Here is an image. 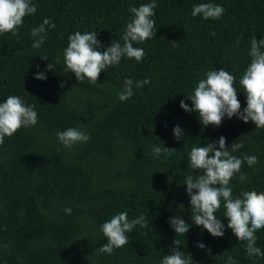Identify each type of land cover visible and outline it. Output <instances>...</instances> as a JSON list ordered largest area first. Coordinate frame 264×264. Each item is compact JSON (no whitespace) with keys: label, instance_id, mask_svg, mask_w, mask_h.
Wrapping results in <instances>:
<instances>
[{"label":"trees","instance_id":"obj_1","mask_svg":"<svg viewBox=\"0 0 264 264\" xmlns=\"http://www.w3.org/2000/svg\"><path fill=\"white\" fill-rule=\"evenodd\" d=\"M151 2L32 0L37 12L24 18L19 35L0 34V103L15 95L38 113L35 126L22 127L0 145V264H161L176 238L192 264H226L229 256L236 264H264V257H249L246 242L227 227L223 202L215 213L225 226L222 237L194 225L183 183L186 175L201 174L189 166L191 149L224 136L228 146L243 144L233 155L258 157L256 165L243 163L246 180L239 173L232 178L233 196L264 191V128L235 116H225L218 127L203 126L198 113L180 107L181 100L192 107L186 96L208 71L220 68L236 77L241 111L247 107L239 80L250 63L252 37L264 39V0H155L156 36L134 42L145 52L142 61L122 57L96 84L81 83L66 70L71 34L97 32L101 52L114 40L123 44L133 16L129 8ZM200 3L221 5L225 12L219 19L193 17ZM45 18L56 27L33 48L31 30ZM57 56L60 63L47 70ZM38 72L47 79H36ZM127 78L151 83L134 87L135 94L122 102L117 94ZM177 125L185 134L179 140L173 134ZM69 127L90 139L65 148L56 134ZM153 146L173 148L174 154L156 157ZM120 212L129 220L143 215L148 226L136 225L126 233L128 244L101 253L107 242L101 225ZM173 216L189 223L185 235L170 226ZM255 235L264 252V228Z\"/></svg>","mask_w":264,"mask_h":264},{"label":"clouds","instance_id":"obj_2","mask_svg":"<svg viewBox=\"0 0 264 264\" xmlns=\"http://www.w3.org/2000/svg\"><path fill=\"white\" fill-rule=\"evenodd\" d=\"M157 3L142 4L139 7L132 6L129 12L133 14L127 23L122 36L123 44L114 40L110 47L103 48L97 37V32L79 31L68 37V46L64 49V65L68 72H73L78 81L83 83L88 79L96 84L101 72L110 66L118 65L122 57L134 58L137 62L143 60L145 52L142 48L134 47L135 43H141L156 36L155 12ZM37 7L32 0H0V34L11 32L19 35V27L24 18L34 15ZM225 12L221 5L213 3H200L193 6V17L202 16L207 19H219ZM56 25L48 18L43 23L31 30L34 39L33 48H40L46 40L48 28ZM215 35V33H213ZM239 43V41H237ZM250 63L246 67L239 80L240 86L247 95V107L241 111V103L238 99V91L234 86L236 77L225 68L210 70L205 78L201 79L194 88L192 95L186 96L192 101V107L181 100L180 107L187 112L198 113L203 126H220L225 116L237 117L244 123L252 121L256 128H264V39L257 40L256 36L251 39ZM47 60V57H41ZM60 63V57L47 65V70L54 69ZM39 66L37 65V68ZM36 79L45 80L44 72H38ZM151 83L144 79L134 81L127 78L124 81L123 90L117 95L120 101L129 100L135 93L133 88H141ZM63 87V84L61 85ZM38 123V113L35 106H29L20 97L10 95L6 102L0 103V145L4 144L5 137H12L22 127L35 126ZM176 139H181L185 134L177 125L173 129ZM57 139L65 148H71L76 143H86L90 136L80 129L69 127L64 131L57 132ZM243 148L242 143L228 146L226 138L221 136L218 141L208 143L206 146L193 147L190 151V168L201 170V174L185 176L183 183L187 185V194L190 196L192 209V222L202 226L213 237H222L225 226L215 213L220 209L221 203L225 208V216L228 220L227 227L232 229L239 241H245L246 252L249 257H264V252L257 246L256 231L264 228V191H243L240 196H233L230 182L236 174L244 181L247 176L241 173L244 162L250 167L258 163V157L244 155L242 158L232 153ZM230 149V150H229ZM173 148L153 146V154L159 157L162 153L168 157L174 154ZM71 209L65 212L71 214ZM169 224L178 235H185L190 225L181 216L169 218ZM136 225L147 227L146 218L141 215L129 220L127 212L114 215L109 221L101 225V231L107 238V242L99 247L98 251L111 255L115 249L128 244V236ZM174 246L170 254L163 257L161 264H192V256L186 255L181 250V241L174 240ZM201 249L205 244L198 242ZM226 264H236L229 256Z\"/></svg>","mask_w":264,"mask_h":264}]
</instances>
